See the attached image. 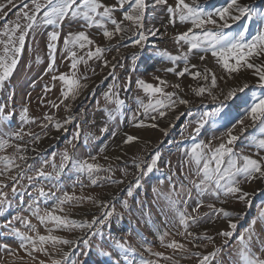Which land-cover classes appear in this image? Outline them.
<instances>
[{"label":"snow or ice","instance_id":"6c2138e0","mask_svg":"<svg viewBox=\"0 0 264 264\" xmlns=\"http://www.w3.org/2000/svg\"><path fill=\"white\" fill-rule=\"evenodd\" d=\"M17 7L19 11L16 19L4 23L0 28V91H6L17 71L30 33L36 31L39 25H50L52 30L47 32L44 41L48 54L45 74L50 77V84L44 85L43 92L46 96L58 82L61 85L60 96L48 101L41 97L38 102L47 104L50 109L59 110L63 107L69 113L63 120L57 119L52 112H45L42 118L32 117L29 109L30 95L27 100L24 96L17 100L15 92H6L3 102H0V153H5L9 148L14 150L12 154H0V214H3L6 206H10L6 189L11 188L12 196L25 187L32 189L28 193L27 211L40 226H44L47 234H41L37 224L32 223L28 216L13 217L27 231L11 227V235L18 238L19 250L30 258L32 264H86L79 256L87 257L90 251H80L79 255L73 251L80 246L88 250L96 248L97 255L105 258L98 260L97 264H126L129 254L137 253L136 247L129 243L127 237L109 235L108 239L103 238V227L113 216L121 215L116 212L115 204L97 196H77L75 188L77 185L81 190L86 187L80 177L87 178L90 186H98L102 182L123 184L124 178L132 175L134 183L130 181L126 186L128 197H132L134 189L142 186V178L158 170V164L162 162L160 151L153 150L150 159L134 156L131 163L136 172L130 174L125 164L118 169L122 178L115 179V169L109 157L103 155L105 163L98 162L106 146L100 147L97 154L83 156L79 153L74 143L80 138L79 126L63 151L45 156L41 154L38 145L43 137L48 136L50 127L57 132H64L77 119L71 115L72 104L82 94V90L88 88V84L82 81L89 79L78 73L81 65L86 69L89 67V61H103V67L112 70L110 75L114 77V83L104 93V99L113 108L109 110L106 107L103 110L112 121L123 116L125 100L121 98L120 92L130 87L132 77L126 76L123 84L116 77L115 69L124 67L119 63L121 47L127 49L129 44L125 41L128 40L131 47L146 50L150 36L166 35L167 27L175 29L177 25L182 30L176 31L172 40L178 46V54L173 55L158 46H154L153 50L156 56L166 58L174 65L165 71L174 74L178 80L171 83L156 76L159 83L154 85L137 78V88L142 89L151 99L145 103L137 97V111L131 119L138 128L155 129L159 127L160 121L172 116L181 105L191 115L188 111L191 101L185 98L188 92L202 98L201 103L203 98H209L215 106L201 111L194 121L195 127L188 137L192 140L191 146L180 149L183 158L178 165L179 176L172 168L171 161H168V190L163 191L159 187L152 189L158 198L167 202V211L163 213L165 222L173 228L179 226L182 230L176 234L187 240L181 242L171 239L166 242L165 238L171 233L165 230L159 235L161 247L171 249L182 259L195 257L196 264H264V205L258 216L248 222L242 231L238 229L245 214L235 209L237 204L251 205L252 193L246 190V184L254 181L264 183V10L254 9L243 0H224L221 6H213L210 10L200 0H151V6L148 0H19V5L16 0H3L0 2V21H4ZM158 11L163 12L167 20V26L162 25L164 33L154 24L155 16L152 14ZM241 21L245 22L232 30L233 25ZM254 21L258 30L249 39L250 25ZM73 24L77 27L73 28ZM91 29L102 34L108 44L97 43L89 34L88 30ZM113 40L117 41L115 45L111 43ZM113 49L117 55L109 61L105 54ZM207 54L214 59L213 67L218 66L223 76L218 77L213 68L207 66ZM58 55L61 60L69 61V71H59ZM131 56L135 63L138 53L133 52ZM191 59H197L198 64L191 63ZM35 62L40 63L41 58L37 56ZM181 64L183 67H180ZM92 71L95 74V69ZM186 75L192 78L196 86L189 84L182 87L179 78ZM249 79L254 83H250ZM220 80L223 81V87L218 82ZM169 86L172 91L165 90ZM236 100L240 103L236 105L235 115H231L232 110L227 102ZM18 104L20 126L12 128L10 125L17 115ZM184 114L179 113L174 119L179 120ZM220 121H224L220 126L226 130L219 136L213 134L207 142L197 139L209 124H219ZM33 124H37L41 131H25V126ZM170 127L173 125L163 129L165 134ZM100 131L108 133L110 128L105 124ZM118 134V131H111L112 137ZM181 135L183 137V133ZM138 139L135 134L124 133L121 136L125 147H131ZM238 142L243 147L237 150ZM29 152L33 155L29 156ZM115 159L119 162L121 157ZM29 160L32 162L29 163ZM46 167L51 171H46ZM67 170L74 171L77 177L71 185L72 192L67 191L62 183ZM159 183L163 185L165 181ZM206 196H211L221 206L217 207L216 203L205 205ZM189 200L194 201V207L188 204ZM86 202L102 209L101 214L91 213L90 220L86 217L76 219L71 209L65 208V205L82 207ZM137 204L142 207L143 202L137 201ZM121 206L131 211L127 199L121 202ZM202 207L210 211L201 213ZM209 221L213 224L223 221L226 226L216 230L214 237L207 228L201 230L203 224ZM258 221L261 225L259 231L256 228ZM75 229L81 231V235L75 239L53 234L56 231L72 232ZM97 236H101V241L93 245ZM216 237L223 238L219 245L216 244ZM233 238L235 244L231 243ZM141 240L144 251L156 259L141 255L140 264H161V260L166 264H180L174 255L153 251L151 246H146L143 237ZM0 249L21 264H26L17 249L8 244H0ZM38 254H42L44 259Z\"/></svg>","mask_w":264,"mask_h":264},{"label":"rangeland","instance_id":"374dc122","mask_svg":"<svg viewBox=\"0 0 264 264\" xmlns=\"http://www.w3.org/2000/svg\"><path fill=\"white\" fill-rule=\"evenodd\" d=\"M0 2H3V0H0ZM148 2L151 6V0H148ZM200 2L203 6L210 10L213 6H221L224 3V0H200ZM243 2L250 4L254 9L264 10V0H243ZM16 3L19 5V0H16ZM18 11L19 7L13 9L4 21H0V28H2L4 23L15 20L16 13ZM152 15L155 16V27L160 28L161 32L164 33L165 28L162 27V25L167 26V20L164 17V13L158 11ZM244 22L245 21H241L238 22L237 25H233L232 30H235L239 24ZM72 27L76 28L77 25L73 24ZM51 30L52 26L50 25H39L36 31L30 33L27 40L26 49L23 53L17 71L14 73L13 78L8 83L6 91H0V102H3L6 92H15L17 100H19L20 96H24L27 100L30 95V116L42 118L45 112H52L55 113L57 119L63 120L67 115H69V113L65 112L63 107H61L59 110L50 109L47 104L42 105L38 102V98L41 97L45 101H48L56 100L57 97L60 96L61 85L58 82L56 87L53 88V90L46 96L43 92L44 85L50 84V77L45 74L48 63V54L44 46V41L46 40L47 32H50ZM179 30H182L179 25H177L175 29L172 27H167L166 35H157L155 37L150 36L147 42L146 50L133 48L131 47L130 41H125V43L129 44V47L127 49L121 47V57L119 58V63L124 65V67H117L115 69V73L116 77L120 78L118 81L119 83L123 84L124 78L129 75L132 77V83L129 88H124L120 92L121 98L125 100L124 115L118 116L115 121L109 120L107 112L103 110L106 107L109 110L113 108V105L106 104L104 99V93L114 83V77L110 75L112 70L110 68L103 67V61H89V67L87 69L84 65H81L78 75H86L89 77V79L87 81H82V83L88 84V88L83 89L82 94L72 104L73 111L71 115L76 116L77 119L74 120L72 124H69L67 126V131L64 132H57L54 128L50 127L48 130V136L43 137L38 145L39 149L42 150L41 154L45 156H50L52 152L63 151L67 146V141L72 139L73 133L78 130L77 126H79L80 138L78 141H74V143L77 144L79 153L83 156H87L88 154H97L100 147L106 146L105 152L98 157V162L104 164L105 161L103 160L102 156L107 155L109 157V161L112 163L113 168L115 169L113 173L115 179L122 178V173L118 169L120 167H124L125 164H127V170L130 174L136 172V169L131 163L134 156H145L146 158L150 159L151 155L154 154L153 150L160 151L162 154V162L158 164V170H154L152 173L142 178V186L138 189H134L132 197H128L126 187L130 181L134 183L132 175L124 178L125 182L123 184L117 185L111 184L109 182H102L101 185L98 186H90L87 178L80 177L86 187L81 190L79 185H77L75 188L77 196H97L115 204L116 212L120 213L121 215L113 216L110 222L103 227V238L108 239L109 235L116 238L127 237L129 243L136 247L137 253H130L129 260L126 262V264H140L141 255H143L145 258L156 259V257H151L150 254L145 252L144 248L141 247V243L143 242L141 237H143L144 241L147 242L146 246H151L153 251H164L167 255H174L175 259L180 260V264H196L195 257L182 259L180 255H175L171 249L161 247L159 235L165 230H168L171 233L170 236L165 238L166 242H170L171 239H176L181 242H187V240L176 234L177 231L182 230L179 229V226L173 228L170 224L165 222V216L163 213L167 211V202L162 198H158L157 194L154 193L152 189L154 187H159L163 191L168 190L167 177L170 175L168 161H171L172 168L176 170L177 176H179L178 165L183 158L180 149L191 146L192 140L188 137L192 133V129L195 127L194 121L197 119L198 114L201 111L210 110V108L215 105H213L211 100L207 97L203 98V103H201L202 98L194 97V95L188 92V89L185 88V91L188 92V95L185 98L191 101V104L188 106V111L192 113L191 115L187 114L185 111V106L181 105L179 106L177 112L173 113L172 116L159 122V125L161 126L160 128L154 129L155 131L147 135V137L138 140L137 143L131 146V149L129 147L123 146L121 143L119 149L117 150V145L120 142H116L117 140H121V136L124 133H129V131L138 129V127L135 126L136 122L131 119L133 113L137 111V97L142 99L145 103L151 99V97L144 93L142 89L137 88L135 84V80L137 78L143 79L146 83H152L154 85L159 83V81L155 79L156 76H159L171 83L177 82L178 78L174 74L167 73L165 71L166 68L173 67L174 65L166 58L156 56L153 48L154 46H158L161 49L169 51L173 55L178 54V46L174 45L172 37L174 36L175 32ZM257 30L258 25L254 21L250 25V35L248 38L250 39L251 35H254ZM65 31H67V28H65ZM88 31L89 34L97 41V43L102 45L108 44V42L102 37V34L97 33L96 29H91ZM111 43L112 45H115L117 41L113 40ZM133 52L138 53V59L135 63H133L131 56ZM116 55L117 53L113 49L112 51L105 54V58L111 61L112 57ZM37 56L41 58L40 63L35 62ZM208 57H211V55L207 54V58ZM191 63L198 64V60L191 59ZM57 64L59 66L60 72L69 71V61L61 60L59 55L57 56ZM213 65L214 61L212 62L211 66L208 67H212L213 71L216 72L218 77L223 76L224 73L222 70L218 66L213 67ZM180 67H183V65L181 64ZM93 69H95V74L92 71ZM125 69H127V71ZM179 80L182 84V87L189 84L196 86L192 78L187 75L185 77L179 78ZM218 82L221 84V87H223V81L220 80ZM249 82L254 83V81L251 79H249ZM161 86L163 87V85ZM165 90L172 91V88L169 86L166 87ZM216 91L219 92V89ZM240 95L243 96L244 94ZM220 98L223 99L222 96ZM239 103V100H236L235 102H227L229 108L232 110L231 115H235L236 105ZM19 110L20 108L18 104L16 108L17 115L10 125L12 128H18L20 126ZM179 113L185 114L180 116L179 120L174 119L175 115H178ZM228 118L230 119L231 116ZM223 123L224 121H220L219 124H209L201 131L197 139L207 142L213 134L219 136L226 130L224 127L220 126ZM105 124L109 126L110 131L108 133H101L100 128ZM169 125H173V127H170L168 133L165 134L163 129ZM28 130L33 132L41 131L37 124L25 126V131ZM111 131H118L119 134L116 137H112ZM181 133H183V137ZM25 139H27V137H25ZM213 143L215 144L216 142L214 141ZM236 147L238 150L239 148L243 147V144L238 142ZM13 151L14 150L12 148H9L5 153L0 154H12ZM115 151H117V153H114ZM28 155L31 156L33 153L29 152ZM117 156L121 157L119 162H117L115 159ZM28 162L31 163L32 161L29 160ZM57 162H59L58 157ZM45 170L51 171V169L48 167H46ZM101 175H105V173H101ZM76 179L77 177L74 171L67 170L65 172L64 176L62 177V183L64 184L67 191H73L71 185ZM161 180L165 181L163 185H160L159 183ZM24 184L26 185L27 182L25 181ZM245 188L247 191L252 193L250 197L251 205L245 206L242 204H237L235 206L236 210L243 211L245 214V219L241 221L238 231H242L243 228L247 226L248 222H250L253 218H256L262 209V205H264V183L254 181L250 184H246ZM6 191L9 193L10 206H6L3 214H0V244H8L11 248L17 249L18 254L25 258L26 264H32L30 258H28L22 250H19L18 238H15L11 235V227L20 228L21 231H27V229H25L19 221L13 220V217L17 215L28 216L32 220V223L37 224L38 230L41 232V234H47L45 232L44 226H40L38 221L31 217L30 213L27 211L29 203L28 193L31 192L32 189L25 187L15 196H12L10 187L6 189ZM59 194L60 193H58V195ZM124 199L128 200L131 211H126L122 208L121 202ZM221 199H223V197H221ZM137 201L143 202L142 207L141 205L137 204ZM50 203L48 206H50ZM204 203L205 205L208 203H216L217 207L221 206L219 202L215 201L211 196H206L204 198ZM188 204L191 207L195 206L193 200H189ZM42 207H45V205L42 204ZM191 207L188 209L189 212L191 211ZM65 208L66 210L70 208L74 214L73 218L76 219L86 217L90 220L91 213L100 215L102 211V209L96 205H93L91 202L84 203L82 207L65 205ZM209 211L210 210L207 207H202L200 209L201 213H206ZM225 226L226 225L223 221H217L215 224L209 221L203 224L201 230L203 231L204 228H207L208 232L215 237L216 230ZM260 227L261 225L258 221L256 225L257 231L260 230ZM53 234L63 235L65 237L75 239L81 235V231L79 229H75L72 232L56 231ZM222 239V237H216V244L219 245ZM100 241L101 236H97L93 241V245L99 243ZM231 243H236L235 238H233ZM208 250H211V246ZM73 251H75L77 255H79L80 251H90V255L87 257L79 256V259L81 261H85L86 264H97L98 260L105 259L104 257L97 255L95 247H93L91 250H88L83 249L82 246H80L73 249ZM225 252H227V249ZM38 255L41 259H44L42 254ZM224 258L225 260L227 259L226 256ZM0 264H21V262L15 260L13 256H10L3 249H0ZM161 264H166V262L161 260Z\"/></svg>","mask_w":264,"mask_h":264},{"label":"bare ground","instance_id":"6f19581e","mask_svg":"<svg viewBox=\"0 0 264 264\" xmlns=\"http://www.w3.org/2000/svg\"><path fill=\"white\" fill-rule=\"evenodd\" d=\"M213 61H214V59L212 57L206 58V64H207V66H211V64H212ZM160 127L161 126L159 125L158 128H160ZM158 128H155V129H158ZM153 131H155V130L153 128H150V127L148 129H139L138 128L137 130L129 131V134H135V135H137L138 138H139L138 140H140L141 138L147 137V135L151 134ZM116 142L117 143L120 142L118 145H120L122 143L121 140H117ZM137 142H135V143H137ZM129 148L131 149V147H129ZM118 149L119 148L117 147V150ZM114 153H117V151H115Z\"/></svg>","mask_w":264,"mask_h":264}]
</instances>
